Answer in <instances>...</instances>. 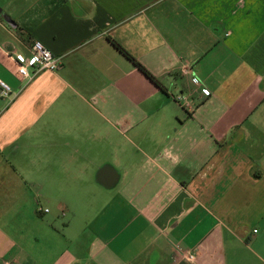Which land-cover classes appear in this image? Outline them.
Returning a JSON list of instances; mask_svg holds the SVG:
<instances>
[{
	"label": "crops",
	"instance_id": "0c3cea01",
	"mask_svg": "<svg viewBox=\"0 0 264 264\" xmlns=\"http://www.w3.org/2000/svg\"><path fill=\"white\" fill-rule=\"evenodd\" d=\"M35 41L61 62L25 82ZM0 79V264H264V0H0ZM95 147L109 169L82 259L40 217L49 175L27 159Z\"/></svg>",
	"mask_w": 264,
	"mask_h": 264
},
{
	"label": "rangeland",
	"instance_id": "374dc122",
	"mask_svg": "<svg viewBox=\"0 0 264 264\" xmlns=\"http://www.w3.org/2000/svg\"><path fill=\"white\" fill-rule=\"evenodd\" d=\"M91 143L98 145L97 142ZM100 152L101 148H94L91 153L94 157L93 163L90 164L83 159L71 163L67 158H60V161L53 159V162L42 165L27 159V176L49 175L44 188L46 195H42V202L47 209H52V213H45V207L39 205L40 217H47L46 222H51L53 227L65 235L63 237L62 233L58 234L60 242L64 243L60 244V250H64L71 239V243L77 245L80 250L76 254L81 255L82 259H86L85 247L96 232L94 224L100 216L98 214L102 212L99 200L104 198L102 195L105 192L96 181L97 173L103 166L100 165ZM36 230L44 232L43 237L46 236L45 232H50V228L43 223ZM45 241L51 243L47 237L43 238V242ZM41 251L44 252V249L38 250L37 253Z\"/></svg>",
	"mask_w": 264,
	"mask_h": 264
},
{
	"label": "built area",
	"instance_id": "2783aa9c",
	"mask_svg": "<svg viewBox=\"0 0 264 264\" xmlns=\"http://www.w3.org/2000/svg\"><path fill=\"white\" fill-rule=\"evenodd\" d=\"M17 61L18 64L15 73L21 80L29 82L41 71L57 70L60 66L61 57L55 56L41 42L35 41L31 47V55L27 59L20 57ZM30 67L33 69L30 70ZM202 92L204 95L211 94L207 88H203ZM11 93V87L0 79V95L2 97H9ZM44 211H48V209H44ZM184 257L191 264H198L195 251L185 252Z\"/></svg>",
	"mask_w": 264,
	"mask_h": 264
},
{
	"label": "trees",
	"instance_id": "16d2710c",
	"mask_svg": "<svg viewBox=\"0 0 264 264\" xmlns=\"http://www.w3.org/2000/svg\"><path fill=\"white\" fill-rule=\"evenodd\" d=\"M115 47L127 58L129 59L137 68H139L150 80L155 84L160 85V81L143 65L141 64L131 53H129L123 46H121L116 41H112Z\"/></svg>",
	"mask_w": 264,
	"mask_h": 264
},
{
	"label": "water",
	"instance_id": "95a60500",
	"mask_svg": "<svg viewBox=\"0 0 264 264\" xmlns=\"http://www.w3.org/2000/svg\"><path fill=\"white\" fill-rule=\"evenodd\" d=\"M6 21H7L11 26H13V27L16 26L15 21L12 20L11 18L6 17ZM108 169H109V168H107V167H103V168L99 169L97 175H98V177L100 178V181H101V179H103V177H104L103 175H107V170H108ZM101 182H102V181H101ZM102 183H103V182H102Z\"/></svg>",
	"mask_w": 264,
	"mask_h": 264
}]
</instances>
